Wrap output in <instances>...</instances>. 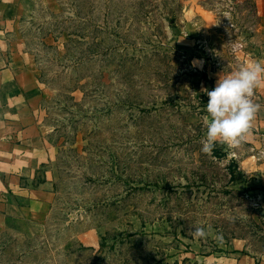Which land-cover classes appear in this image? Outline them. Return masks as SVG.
<instances>
[{
    "label": "rangeland",
    "instance_id": "rangeland-1",
    "mask_svg": "<svg viewBox=\"0 0 264 264\" xmlns=\"http://www.w3.org/2000/svg\"><path fill=\"white\" fill-rule=\"evenodd\" d=\"M7 5L46 156L19 182L48 207L4 219L0 264H264V85L245 140L202 151V89L264 59V0Z\"/></svg>",
    "mask_w": 264,
    "mask_h": 264
},
{
    "label": "crops",
    "instance_id": "crops-1",
    "mask_svg": "<svg viewBox=\"0 0 264 264\" xmlns=\"http://www.w3.org/2000/svg\"><path fill=\"white\" fill-rule=\"evenodd\" d=\"M9 2L0 0V21L7 18ZM39 103L33 75L5 64L0 53V227L7 217L35 215L48 207L36 195L39 191L19 182L31 178L46 159L38 127L42 116Z\"/></svg>",
    "mask_w": 264,
    "mask_h": 264
},
{
    "label": "clouds",
    "instance_id": "clouds-1",
    "mask_svg": "<svg viewBox=\"0 0 264 264\" xmlns=\"http://www.w3.org/2000/svg\"><path fill=\"white\" fill-rule=\"evenodd\" d=\"M193 66H201V62L194 60ZM261 85H264V59L254 58L235 71L222 72L211 90L202 89L208 97L203 152L211 153L217 143L235 146L245 140L260 108L253 97ZM206 235L204 227L193 231L194 237Z\"/></svg>",
    "mask_w": 264,
    "mask_h": 264
}]
</instances>
